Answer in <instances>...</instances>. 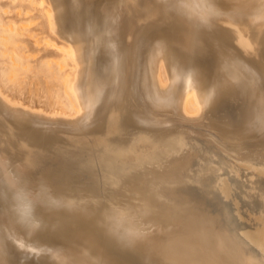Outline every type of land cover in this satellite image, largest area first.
Wrapping results in <instances>:
<instances>
[{
  "label": "bare ground",
  "instance_id": "1",
  "mask_svg": "<svg viewBox=\"0 0 264 264\" xmlns=\"http://www.w3.org/2000/svg\"><path fill=\"white\" fill-rule=\"evenodd\" d=\"M20 1L29 15L36 0ZM151 1L159 6V19L178 15L203 28L208 56L199 61L175 53L160 29L144 30L131 46L121 45L116 26L105 16L95 18L93 0H42L49 29L62 40L45 43L64 56L52 63L69 85L70 110L27 105L0 84V114L42 130L99 134L124 95L126 69L139 108L115 120L114 146L104 150L92 138L27 136L32 144L59 150L35 155L30 177L12 170L26 186L0 194V264L16 257L20 263L128 264L121 248L148 254L155 264H264V63L258 57L264 0H222L234 20L258 23L255 46L246 45L257 60L228 43L218 25L222 6L211 0ZM8 12L0 0V66H9L10 81L24 67L12 54L14 26L3 18ZM64 16L70 24L65 31ZM68 67L71 78L64 76ZM221 102L230 104L208 122L220 128L219 135L211 132L213 125L212 135L177 125ZM5 158L10 165L17 161Z\"/></svg>",
  "mask_w": 264,
  "mask_h": 264
},
{
  "label": "rangeland",
  "instance_id": "2",
  "mask_svg": "<svg viewBox=\"0 0 264 264\" xmlns=\"http://www.w3.org/2000/svg\"><path fill=\"white\" fill-rule=\"evenodd\" d=\"M148 1L149 2H147V0H93V13L96 19L105 16L108 21V24H114L116 26L121 45L131 46V44L133 43L131 41L134 40V37L138 35V33H142L144 30L147 29L149 30L150 28L149 31L153 32L156 31L157 29H160L163 33L166 34L167 39H169L168 43L170 41L169 45L171 49L172 50L174 49V51L177 50L175 53H180L182 50V52L185 51L184 53L193 56L194 59L199 58L198 59L199 61L202 58L208 56L209 44H207L208 42L204 37V33L199 34V32L200 33L202 32L203 28L197 27L188 18L185 17L186 18L185 19L179 17L178 15L175 16L172 15L168 18L159 19L158 17H156V14H154L156 13L155 9L158 10L159 6L157 5V3L154 4L155 2L152 3L151 0ZM211 1L223 7L222 15L219 17L218 25L219 28L224 30V34H226L227 36L226 39L228 40V43L237 50H239L241 55L242 56L244 55L246 59L252 60L256 58L257 60L256 56L252 57L248 54L249 51L247 50L246 45L250 44L252 46H255L257 35H255L254 31L252 30L257 28L258 23L252 24L249 21H247L246 18H242L240 20H234L232 17H230V14H232L233 9L230 8L229 5H226L222 0H211ZM147 3H150L151 5L148 4L147 6ZM2 4L6 5L7 9L9 10L8 14L3 15L4 20L9 21V23L13 24L14 26V30L11 35L12 38L16 41V45L15 47H13L12 54L16 57V59H18L21 62V64L24 67V69L17 72L15 77L13 76V80L9 81V79H7L8 75L9 76L11 75V73L7 72V71L10 72L9 66L7 64H2L0 66L1 67L0 84L2 85L3 90L14 99L19 100L27 105L29 104L30 106L40 107L46 110L63 109V108L70 110L68 108L69 98L67 97L66 94V90H68L69 85L68 84L65 85L63 83L61 72L55 67V65H53L54 62L59 61L60 59H64V56L45 43L46 39H50L58 43H61L62 40L49 29L47 19L43 13L44 4H42V0H36V3L30 6L31 9L29 10V15L27 13V16H25L24 14L25 9L27 8L26 5L27 3L26 2L24 3V1L2 0ZM150 11L153 13H151ZM142 12L144 13L143 15ZM157 15H159L158 12ZM153 16L155 17V20L152 21V19H154ZM175 21H177L176 23H178L179 25H177ZM24 22L25 24L26 23L27 24L26 25L23 24ZM67 22H68L67 17L64 16L61 21L63 31H65V29L69 30L68 27L70 28V24L69 22L68 23ZM117 22L118 25H116ZM164 22H166L168 27L165 26ZM188 22L189 24H187ZM175 24L177 25V27H174ZM65 25L68 27H66ZM172 25L174 29L172 28ZM64 26L66 28H64ZM192 29L193 30L195 29L196 31L194 30L195 31L194 32ZM197 29H199V31ZM240 29L242 30L240 31ZM172 30L175 31L172 32ZM189 30L192 31L193 35H191L192 33H190L189 36L186 33L189 32ZM185 33L187 34V36H185ZM196 33L197 35L199 34L198 37L197 35H195ZM213 34L215 35L214 32ZM193 37L195 39L189 41L193 39ZM171 42L172 43L175 42L173 44L175 46H173ZM180 42L182 44H180ZM198 42L199 44H197ZM177 43L179 44L177 45ZM188 45L190 47H188ZM174 47L175 48L177 47L176 50ZM185 48L187 50L188 48H191L189 49L191 51L187 52ZM259 51L261 53L259 52L258 57L264 63V55H263L264 46L262 44ZM1 69L5 70V72H3ZM64 73L66 74L64 75L65 78H71L72 72L69 69V67L66 69ZM128 73L129 72L126 69V83L124 85V95L122 99L119 100V103L111 108L106 120L103 123V127L100 130L99 134H91L90 136L85 133H72V132L70 133L62 130H55V131L42 130L26 122L17 123L11 119H8L6 115L3 116L1 112L0 114L1 138L6 143L7 150L6 151L2 150L0 152V194L3 192L4 189L8 190L10 194H15L17 192L20 193L22 192V188L26 186L25 183L22 182L20 177L13 176L12 170H17L20 176L24 175L25 177L27 176L30 177L32 169L31 166L29 165H31L30 163L32 160L37 158V156L35 155H37L38 153H43V151H45V153H51V154H56L58 152L59 150L58 148L51 146L45 149L43 145L36 143L32 144L28 142L27 136L32 132L35 134H39L41 136H46L51 138H60V139L64 138L63 140L67 142H73V141L81 142L80 140L87 138H89L90 140L92 138L93 140L99 142L97 147L100 148L101 150L106 149V146L109 147L114 146L113 139L114 136L118 133L117 131L113 130L115 120H118L121 113L128 110L129 108H135L134 106L139 108L138 101L136 99L134 101L135 98L134 93L131 94V92L133 91H131V87L129 85L130 83L128 81L129 79ZM132 96L134 98H132ZM229 104L230 102L218 103L217 105L214 106L213 109L211 107L210 110L207 109L206 111L201 113V116L199 115L200 119H198L199 117H197L194 118V121H192L193 119L191 118H185L184 120L178 121L179 123L177 122V125L185 128L195 127L197 129L202 130L203 132L211 130L212 129L211 126L213 125L214 130L212 129L211 132L213 133L214 136H216L215 134L219 135L221 132L220 128L219 127L216 128L215 124L209 126L208 124L210 123L208 122H212L213 119L214 121H217L224 107L229 106ZM226 111H228V108L226 109ZM215 129L217 131H215ZM209 132L210 131H208V133ZM211 132L210 134L212 135ZM69 136H71L72 138L70 139ZM75 136L76 137L78 136L77 138H79L80 140L78 139L79 140L78 141L77 139H75L76 138ZM258 137L259 134L254 136L252 139L249 140L245 139L244 145L249 144L251 141L254 140L256 141ZM89 140L87 139L86 141ZM103 144L105 147L103 146ZM130 152L132 153V151ZM66 155L67 156H65V161L69 165L71 164L73 166L74 160L70 159L69 154ZM10 157H14L15 159H17V161L15 162L13 161L12 165H10V162L9 164L3 162L4 158L5 161L6 160L10 161ZM20 163H24V164L19 165ZM25 164H28V166H26ZM10 209L13 210L14 206L11 205ZM114 250L116 251L117 249ZM119 250L120 252H122L120 254L124 255L121 257H125L126 262L128 264H155L153 258L148 254L143 253L142 254L143 256L139 257L131 254V252H129L127 249L121 248ZM29 260L27 261L22 260L20 263V258L16 257L9 259V264H12L13 262H15V264H23V263L36 264L35 261L32 260L29 261Z\"/></svg>",
  "mask_w": 264,
  "mask_h": 264
}]
</instances>
